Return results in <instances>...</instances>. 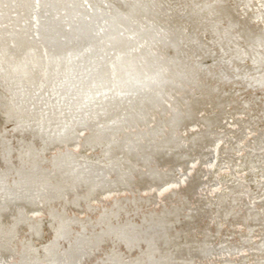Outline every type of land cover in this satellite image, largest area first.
I'll return each mask as SVG.
<instances>
[{"label":"water","instance_id":"water-1","mask_svg":"<svg viewBox=\"0 0 264 264\" xmlns=\"http://www.w3.org/2000/svg\"><path fill=\"white\" fill-rule=\"evenodd\" d=\"M0 90L189 264H264V0H0Z\"/></svg>","mask_w":264,"mask_h":264}]
</instances>
